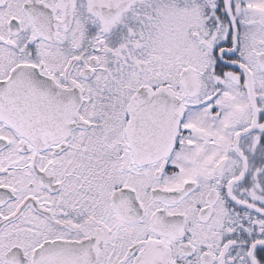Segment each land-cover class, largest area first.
<instances>
[{
    "label": "snow or ice",
    "instance_id": "snow-or-ice-1",
    "mask_svg": "<svg viewBox=\"0 0 264 264\" xmlns=\"http://www.w3.org/2000/svg\"><path fill=\"white\" fill-rule=\"evenodd\" d=\"M0 264H264V0H0Z\"/></svg>",
    "mask_w": 264,
    "mask_h": 264
}]
</instances>
